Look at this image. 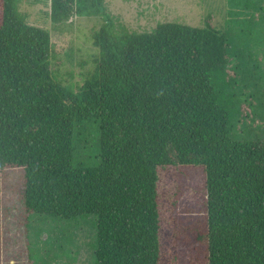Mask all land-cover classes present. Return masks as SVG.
Here are the masks:
<instances>
[{
  "label": "trees",
  "instance_id": "1",
  "mask_svg": "<svg viewBox=\"0 0 264 264\" xmlns=\"http://www.w3.org/2000/svg\"><path fill=\"white\" fill-rule=\"evenodd\" d=\"M20 2L0 0V201L3 171L21 168L27 215H93L94 264H264V140L237 138L226 36L178 22L116 32L104 0H50L54 25L103 20L95 68L74 91L50 69V31ZM90 122L91 166L77 156ZM180 166L204 172L202 213H177Z\"/></svg>",
  "mask_w": 264,
  "mask_h": 264
},
{
  "label": "rangeland",
  "instance_id": "2",
  "mask_svg": "<svg viewBox=\"0 0 264 264\" xmlns=\"http://www.w3.org/2000/svg\"><path fill=\"white\" fill-rule=\"evenodd\" d=\"M116 32H151L161 22L196 27L210 24L228 39L236 51L229 53L228 73L237 72V97L242 114L237 138L264 140V0H104ZM19 10L29 24L50 31L56 51L50 69L55 79L77 91L94 70L99 49L92 34L103 24L100 16H73L54 25L50 0H21ZM244 53V54H243ZM231 56V57H230ZM228 58V59H229ZM239 63L235 68L234 64ZM242 72V73H241ZM77 156L89 166L97 156L98 128L88 123L81 129ZM200 166H180L177 213L203 211L206 198ZM21 168H6L1 175L0 264H94L96 223L93 215L74 220H55L27 215L20 194Z\"/></svg>",
  "mask_w": 264,
  "mask_h": 264
},
{
  "label": "crops",
  "instance_id": "3",
  "mask_svg": "<svg viewBox=\"0 0 264 264\" xmlns=\"http://www.w3.org/2000/svg\"><path fill=\"white\" fill-rule=\"evenodd\" d=\"M234 65H236V64H234Z\"/></svg>",
  "mask_w": 264,
  "mask_h": 264
}]
</instances>
